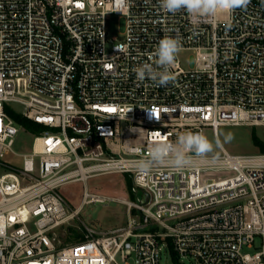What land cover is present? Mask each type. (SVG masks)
Returning <instances> with one entry per match:
<instances>
[{
	"label": "built area",
	"instance_id": "obj_1",
	"mask_svg": "<svg viewBox=\"0 0 264 264\" xmlns=\"http://www.w3.org/2000/svg\"><path fill=\"white\" fill-rule=\"evenodd\" d=\"M113 14L126 18L121 40L108 37ZM165 35L195 55L194 67L177 54L167 86L138 81L131 69L150 62ZM12 113L43 126L30 152L13 148L25 127ZM220 125L264 132V0L214 18L168 13L158 0H0V264H162L164 251L180 264H264V152L220 145L190 153L182 170L135 169L153 133L175 142ZM114 173L131 180L137 200L87 188ZM76 181L85 189L71 209L61 188ZM109 200L126 205L127 224H84L83 240L57 239L80 207Z\"/></svg>",
	"mask_w": 264,
	"mask_h": 264
},
{
	"label": "rangeland",
	"instance_id": "obj_2",
	"mask_svg": "<svg viewBox=\"0 0 264 264\" xmlns=\"http://www.w3.org/2000/svg\"><path fill=\"white\" fill-rule=\"evenodd\" d=\"M126 29V18L121 14H113L107 21L108 37H114L121 40ZM182 66L193 68L195 65V55L191 51H181L178 53ZM20 109V106H16ZM227 133L233 134L231 142H224ZM253 133L264 142V132L261 126L249 125H220L217 134L210 127L204 129L203 134L214 144V151L209 154L220 152V145L229 153L234 155H251L262 152L254 143ZM33 134L26 129H21L15 138L13 148L18 153H27L32 150ZM219 140V144L216 141ZM7 161H12L17 165L22 163L21 158L13 155H5ZM87 188L91 192L102 193L112 197H120L128 200H137L131 193V180L118 173L100 175L90 178L87 181ZM85 189L83 181L69 183L61 188L62 194L66 197L71 209L77 208L81 202ZM78 217L70 220L68 224L60 227L56 231V237L62 244H71L84 239L85 232L83 225L86 224L97 231H107L115 227L127 224L128 213L124 203L117 200H109L106 203L85 204L78 209ZM246 251H255V249H246ZM129 264H134V259H128ZM181 264H196L193 258L183 257ZM162 264H180L173 259L166 251L162 253ZM114 264H125L118 256Z\"/></svg>",
	"mask_w": 264,
	"mask_h": 264
},
{
	"label": "clouds",
	"instance_id": "obj_3",
	"mask_svg": "<svg viewBox=\"0 0 264 264\" xmlns=\"http://www.w3.org/2000/svg\"><path fill=\"white\" fill-rule=\"evenodd\" d=\"M158 3L160 8L168 13L175 14L180 10H185L194 16L214 18L218 13L230 15L236 9L246 8L250 0H158ZM116 50L122 53L124 46H117ZM179 50L180 41L165 35L159 40L156 49L149 56L150 62L139 64L131 71L138 81L148 80L157 87L167 86L175 79L171 68L175 64ZM148 112L159 119L151 111ZM233 138L232 133H227L224 142H231ZM153 139L156 142L148 146L149 155L135 162L137 174L146 175L153 167L165 164L182 170L191 163L190 153L198 157H206L214 151L213 142L199 132L182 134L175 142H168L166 137L162 138L155 133H153ZM219 143L217 140L216 144ZM5 231L6 224L0 218V237L5 235Z\"/></svg>",
	"mask_w": 264,
	"mask_h": 264
},
{
	"label": "trees",
	"instance_id": "obj_4",
	"mask_svg": "<svg viewBox=\"0 0 264 264\" xmlns=\"http://www.w3.org/2000/svg\"><path fill=\"white\" fill-rule=\"evenodd\" d=\"M12 116L18 122H20L25 127L26 130H28L32 134H37L38 132L43 130V126L37 124L36 122H34L28 118L21 117L20 115L15 114V113H12ZM253 140H254V143L259 147V149L262 152H264V142L261 139H259V137L256 135V133H253Z\"/></svg>",
	"mask_w": 264,
	"mask_h": 264
},
{
	"label": "snow or ice",
	"instance_id": "obj_5",
	"mask_svg": "<svg viewBox=\"0 0 264 264\" xmlns=\"http://www.w3.org/2000/svg\"><path fill=\"white\" fill-rule=\"evenodd\" d=\"M107 111H114L113 109H108ZM158 135V134H157Z\"/></svg>",
	"mask_w": 264,
	"mask_h": 264
}]
</instances>
